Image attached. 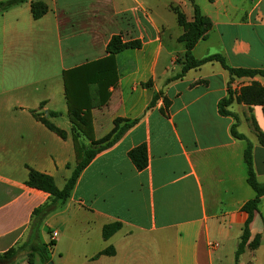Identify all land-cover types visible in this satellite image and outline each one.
I'll return each instance as SVG.
<instances>
[{"label": "crops", "instance_id": "1", "mask_svg": "<svg viewBox=\"0 0 264 264\" xmlns=\"http://www.w3.org/2000/svg\"><path fill=\"white\" fill-rule=\"evenodd\" d=\"M31 1H43L47 12L34 19ZM194 3L211 23L193 47L194 57L218 53L229 67L264 69V0ZM177 13L193 21L192 3L28 0L0 11V253L29 238L32 211L49 198L25 183L29 168L52 176L60 189L82 157L64 73L89 62L96 63L95 72L115 70V83L100 86L106 103L91 107L90 124L81 126L89 143L107 135L115 119L136 120L87 163L67 199L43 217L37 235L47 261L21 253L11 264H235L247 218L242 206L254 191L246 181V140L231 134L235 119L219 112V101L239 81L264 88V76L231 82L229 72L210 61L175 78L183 62H173L182 28ZM113 35L140 46L109 60ZM87 87V95L97 98L98 85ZM235 105L248 110L236 116V131L251 142L253 169L264 182V143L254 129L255 123L264 136V106L231 102L226 109L232 113ZM243 122L250 134L240 129ZM139 145L147 149L141 170L128 157ZM114 223L119 228L103 238V227ZM256 236L257 247H246L237 264H264V195L247 243ZM106 248L113 253L99 254Z\"/></svg>", "mask_w": 264, "mask_h": 264}, {"label": "trees", "instance_id": "2", "mask_svg": "<svg viewBox=\"0 0 264 264\" xmlns=\"http://www.w3.org/2000/svg\"><path fill=\"white\" fill-rule=\"evenodd\" d=\"M25 1L28 0H1L0 11H4L12 6L21 4ZM189 1L192 3L194 8L193 21L186 22L182 17L183 15L177 13V20L179 24H181L186 29V32H184L179 38V40L183 42L184 45V56L181 72L176 75L175 78L180 77L186 70L190 68L199 67L200 65L210 61L219 62L233 77L254 75L264 76V69L229 67L225 63L224 57L218 53L210 54L202 58L194 57L192 54V49L198 42V40L205 36L204 33L205 30L208 28L210 21L200 11L198 5L194 3V0ZM30 7L31 14L34 19L40 18L48 10L47 5L43 1H31ZM139 46L140 42L137 40L123 42L120 35H113L106 45V52L108 54L107 58L109 60H112V56L114 54L124 49L138 48ZM95 64V62H89L75 70L64 73L65 96L67 100V105L71 117L73 118V120L78 122L73 123L72 126V129L76 132L77 136H79V134L77 133L78 125L88 126L90 124V108L94 105L105 104L109 97L108 93L105 90L102 91V89H100V86L103 84V86L107 87L108 85L114 84L116 81L115 70H110L107 68L106 70L104 69L102 71L95 72L91 67ZM76 70H87V73L83 71L84 74L75 77L73 80L71 78V74L73 71ZM93 83L98 85V90L94 92L98 94L97 98H90L89 95H87V84ZM145 85H148V83H146ZM256 88L258 89L257 91L259 92V94H261V100L255 103L264 106V88L262 86ZM227 93V97L219 101V112L223 115H230L235 119V122L231 126V134L235 138L246 140V147L243 152V160L246 166V181L254 191V196L251 199L247 200L242 206V210L247 213V218L243 224L242 233L235 250L234 262L235 264H237L239 256L244 252L245 248L250 247V249H255L260 241L259 236H256L251 243H247L249 237V223L251 222L254 211L257 210L261 197L264 195V182H259L257 180L253 169L251 142L248 141L243 134L236 131V116L226 109V107L232 102V93L229 88L227 90ZM254 93L255 92L252 91L253 96H255ZM155 99L156 96H154L151 100V105L154 103ZM50 114L55 115L56 113L50 112ZM40 120L44 123L47 128L55 131L56 133L64 137V132L55 128L49 121L44 118H40ZM121 121V119H115L113 129L99 140L91 141L88 146L82 145L81 143L82 157L73 167L70 176L65 180V183L62 188L59 189L56 187L52 176L29 168L27 180L25 183L32 188H36L48 193L49 198L44 204L39 207H36L32 211L31 231L29 238L23 243L18 244L17 246H13L5 252L0 253V264L13 263L21 253H25L30 259L35 253H37L43 261H47V256L45 254L44 247L39 243L37 235L43 217L53 209L57 208L65 201V199H67V197L70 195L71 190L73 189V186L80 171L87 165V163L97 153L115 143L116 140L122 135L123 131L133 125L136 120H123L122 127H118V123ZM254 129L259 142L263 144L264 136L259 131L255 123ZM128 157L138 170L145 168L147 165L146 146L139 145L132 148L128 151ZM67 167H69V165H67ZM119 226V223L105 225L102 229L103 238L107 239L119 228ZM112 253V249L106 248L99 254L110 255Z\"/></svg>", "mask_w": 264, "mask_h": 264}, {"label": "rangeland", "instance_id": "3", "mask_svg": "<svg viewBox=\"0 0 264 264\" xmlns=\"http://www.w3.org/2000/svg\"><path fill=\"white\" fill-rule=\"evenodd\" d=\"M182 17H183L184 21H186L185 17L184 16H182ZM180 26L182 27L181 33L175 39V45H176L175 49H177V50L183 49V54L179 55V52H178L179 50L178 51L175 50L176 54L173 58V60H174L173 62L183 61L182 59L184 56V45H183V42H181L179 40V38L184 32H186V29L181 24H180ZM210 28H211V23L209 24L208 28L205 30L204 35H206V33L209 31ZM224 61H225V59H224ZM176 75H178V73ZM232 77L233 76H231L230 79H232ZM240 77H253V76H240ZM240 77H237V78H240ZM233 80L234 79H232L231 82ZM243 84H244V82H242V81L237 82V84H235L234 89H232V87L229 86V89L231 90V93H232V102H236L237 104H245V105H253V104H256L255 102H257V101L259 102L261 100V94H259V92L257 91L258 89L256 87H260L261 85L257 81H250V83H248L246 85H243ZM252 91L255 92L254 93L255 96L252 95ZM232 113L237 117H241V115L247 116L248 110H246V108H244V107H241L240 105H235L234 112H232ZM63 121H64V118L61 119V122H63ZM118 124H119L118 127H122L123 122L121 121ZM241 128L246 132V134L251 133L249 130V129H251V126L248 123L243 122L241 124L240 129ZM78 130L79 131H77V133L79 134V137L82 138L81 139L82 145L88 146L89 142L87 141V139H84L82 137V134H81L82 127L80 125H78ZM262 252H264V248L262 249ZM261 257H264L263 253H261ZM261 262H262V260H259V261H256L255 264H258Z\"/></svg>", "mask_w": 264, "mask_h": 264}, {"label": "water", "instance_id": "4", "mask_svg": "<svg viewBox=\"0 0 264 264\" xmlns=\"http://www.w3.org/2000/svg\"><path fill=\"white\" fill-rule=\"evenodd\" d=\"M46 264H52V261H48Z\"/></svg>", "mask_w": 264, "mask_h": 264}]
</instances>
